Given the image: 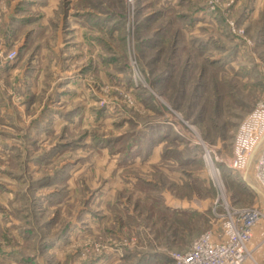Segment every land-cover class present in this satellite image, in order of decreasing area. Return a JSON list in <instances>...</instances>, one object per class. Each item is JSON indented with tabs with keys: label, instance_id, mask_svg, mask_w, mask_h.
<instances>
[{
	"label": "rangeland",
	"instance_id": "obj_1",
	"mask_svg": "<svg viewBox=\"0 0 264 264\" xmlns=\"http://www.w3.org/2000/svg\"><path fill=\"white\" fill-rule=\"evenodd\" d=\"M263 97L264 0H0V264H171L264 209L228 165Z\"/></svg>",
	"mask_w": 264,
	"mask_h": 264
},
{
	"label": "built area",
	"instance_id": "obj_2",
	"mask_svg": "<svg viewBox=\"0 0 264 264\" xmlns=\"http://www.w3.org/2000/svg\"><path fill=\"white\" fill-rule=\"evenodd\" d=\"M253 156L255 179L264 193V97L239 125L228 165L243 174ZM217 215L221 233L203 232L186 250L172 254L171 264H242L253 228L264 219V209L227 204L226 212Z\"/></svg>",
	"mask_w": 264,
	"mask_h": 264
},
{
	"label": "crops",
	"instance_id": "obj_3",
	"mask_svg": "<svg viewBox=\"0 0 264 264\" xmlns=\"http://www.w3.org/2000/svg\"><path fill=\"white\" fill-rule=\"evenodd\" d=\"M262 228L256 226L251 237V241L248 243V249L254 254V260L256 264H264V246H259V239H261ZM251 254V255H252ZM245 264H248L247 262Z\"/></svg>",
	"mask_w": 264,
	"mask_h": 264
}]
</instances>
